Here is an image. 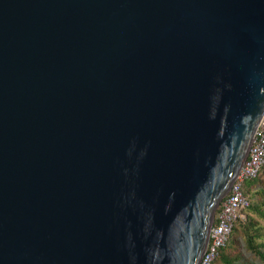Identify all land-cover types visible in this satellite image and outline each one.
<instances>
[{"label":"water","instance_id":"water-1","mask_svg":"<svg viewBox=\"0 0 264 264\" xmlns=\"http://www.w3.org/2000/svg\"><path fill=\"white\" fill-rule=\"evenodd\" d=\"M264 115V0H0V264H199Z\"/></svg>","mask_w":264,"mask_h":264},{"label":"built area","instance_id":"built-area-1","mask_svg":"<svg viewBox=\"0 0 264 264\" xmlns=\"http://www.w3.org/2000/svg\"><path fill=\"white\" fill-rule=\"evenodd\" d=\"M264 169V115L258 123L246 160L225 198L219 203L214 222L209 230L208 243L199 264H211L217 251L226 243L234 224L243 220L250 206V199L244 195L242 184L253 180Z\"/></svg>","mask_w":264,"mask_h":264},{"label":"trees","instance_id":"trees-1","mask_svg":"<svg viewBox=\"0 0 264 264\" xmlns=\"http://www.w3.org/2000/svg\"><path fill=\"white\" fill-rule=\"evenodd\" d=\"M260 175L242 184V191L245 196H250L251 189L260 183ZM259 204L260 207L255 203L250 204L245 211L244 219L234 224L226 243L217 251L211 264H251L245 262L241 257L239 239L242 242L244 252L250 255L254 261L264 264V228L259 224V220L264 222V204ZM246 212L253 213L255 218L250 217Z\"/></svg>","mask_w":264,"mask_h":264},{"label":"rangeland","instance_id":"rangeland-1","mask_svg":"<svg viewBox=\"0 0 264 264\" xmlns=\"http://www.w3.org/2000/svg\"><path fill=\"white\" fill-rule=\"evenodd\" d=\"M260 183L256 186H254L251 189V194L248 196L250 199V204L252 203L257 204L258 207H260L259 203L264 204V171L261 173L259 176ZM247 214L250 215V217L255 218V215L253 213L246 212ZM259 224L264 228V222L262 220H259ZM240 246H241V257L245 262L251 263V264H259L257 261H254L250 255H248L246 252H244L242 248V242L239 239Z\"/></svg>","mask_w":264,"mask_h":264}]
</instances>
